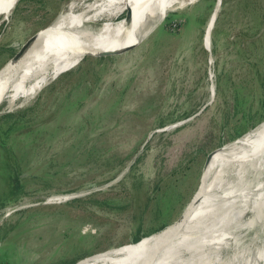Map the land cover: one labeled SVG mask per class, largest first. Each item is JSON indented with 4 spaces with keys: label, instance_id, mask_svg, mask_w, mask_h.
<instances>
[{
    "label": "rangeland",
    "instance_id": "374dc122",
    "mask_svg": "<svg viewBox=\"0 0 264 264\" xmlns=\"http://www.w3.org/2000/svg\"><path fill=\"white\" fill-rule=\"evenodd\" d=\"M72 1L17 0L0 17V70ZM220 1L175 9L126 52L86 55L31 99L1 103L0 116H24L0 153V264H77L164 230L205 157L264 123V0ZM245 178L262 187L264 168ZM237 236L208 248V264L264 255V226Z\"/></svg>",
    "mask_w": 264,
    "mask_h": 264
},
{
    "label": "bare ground",
    "instance_id": "6f19581e",
    "mask_svg": "<svg viewBox=\"0 0 264 264\" xmlns=\"http://www.w3.org/2000/svg\"><path fill=\"white\" fill-rule=\"evenodd\" d=\"M196 2L72 1L51 28L28 39L15 60L8 61L0 70V105L5 101L10 106L19 99H31L58 76L77 66L86 55L126 52L119 50L139 44L167 13ZM14 4L15 0H0V17L7 19ZM126 12L127 15L120 18ZM216 13L213 12V17ZM212 18L205 30L207 41ZM98 21L102 23L90 28ZM229 143L210 155L197 192L177 220L136 244L93 255L77 264H208V248L220 251L226 240H233L235 246L242 230L264 226V193H261L264 184L251 187L250 180L245 178L248 170L264 168V123ZM246 213H251V220L240 225ZM255 264H264V255L257 258Z\"/></svg>",
    "mask_w": 264,
    "mask_h": 264
},
{
    "label": "trees",
    "instance_id": "16d2710c",
    "mask_svg": "<svg viewBox=\"0 0 264 264\" xmlns=\"http://www.w3.org/2000/svg\"><path fill=\"white\" fill-rule=\"evenodd\" d=\"M71 73H69L68 75H70ZM67 75V74H66ZM67 75V76H68ZM20 115V116H18ZM24 115H22L21 113H13V114H6V115H1L0 116V139L2 140L3 143L0 144V153L1 155H3L2 153H5L6 150H10L7 146V134H11L15 131L13 124L15 123L14 121H11L12 118L14 117H23ZM22 128V126L20 127ZM9 153V152H8ZM17 166L18 164H13V165H7L6 171L8 173V179L6 182V185L9 186L7 187V189L10 192V196L13 195L15 196V194H17V191L20 188V183L18 182L19 180V175L17 174ZM21 177V176H20ZM13 181V182H12ZM12 184H14L12 186ZM5 185V187H6Z\"/></svg>",
    "mask_w": 264,
    "mask_h": 264
},
{
    "label": "water",
    "instance_id": "95a60500",
    "mask_svg": "<svg viewBox=\"0 0 264 264\" xmlns=\"http://www.w3.org/2000/svg\"><path fill=\"white\" fill-rule=\"evenodd\" d=\"M16 2H17V0H15V4H16ZM14 4V5H15ZM21 48V47H20ZM20 48H19V50H20ZM18 52L19 51H17L13 56H12V58L9 60V61H13V60H15V58H16V56H17V54H18ZM103 57V56H102ZM217 150V149H216ZM215 151V150H214ZM214 151H212L211 153H209L206 157H205V159H204V162H203V166H202V172H201V175H200V178H201V176L203 175V173H204V170H205V168H206V165H207V162H208V159H209V157H210V155L214 152ZM134 161V160H133ZM132 161V162H133ZM132 162H131V164H132ZM154 235V234H153ZM152 236V235H151ZM136 243H138V241L137 242H134V243H131V244H136ZM120 247H122V246H120ZM120 247H118V248H120Z\"/></svg>",
    "mask_w": 264,
    "mask_h": 264
},
{
    "label": "built area",
    "instance_id": "2783aa9c",
    "mask_svg": "<svg viewBox=\"0 0 264 264\" xmlns=\"http://www.w3.org/2000/svg\"><path fill=\"white\" fill-rule=\"evenodd\" d=\"M57 199H59V198H57ZM57 199H56V200H57ZM60 199H61V198H60Z\"/></svg>",
    "mask_w": 264,
    "mask_h": 264
}]
</instances>
